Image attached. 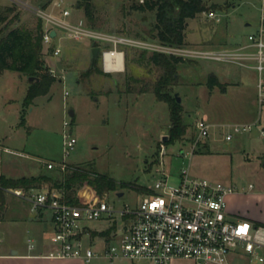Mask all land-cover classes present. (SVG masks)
Instances as JSON below:
<instances>
[{"label": "rangeland", "instance_id": "1", "mask_svg": "<svg viewBox=\"0 0 264 264\" xmlns=\"http://www.w3.org/2000/svg\"><path fill=\"white\" fill-rule=\"evenodd\" d=\"M23 1L35 8H43L49 2L47 8H51L57 0ZM91 1L100 21L99 29L104 32L137 37L138 32L143 33L156 22L155 13L135 9L143 0ZM81 2L83 0H64V7L71 11L72 19L83 18L89 23L84 8L80 7ZM206 3L217 6L210 11L217 12L222 20L208 18L210 11L189 20L185 45L191 48L231 47L245 42L250 33L257 31L263 11L262 0H206ZM13 5L21 12L19 24L36 28L40 18L28 6L0 0V6ZM94 47L89 41L66 40L59 58L44 48V55H47L44 73L55 81L49 93L38 97L31 106H24L26 89L32 83L30 77L22 75L23 80L20 73L13 71L0 76V144L16 151L0 145V177L18 179L47 172L60 176L59 166L65 161L122 184L119 191L108 193V201L118 208L137 206L140 196L147 194V189L160 179L157 170L161 168L162 159L167 162L164 169L171 173L174 185L179 183L181 170L188 167L194 176L237 187L239 194L248 191L251 184L264 185V107L258 104V75L254 70L212 61L184 60L180 63L178 82L169 90L172 96L178 94L182 99L183 121L188 128L180 141L170 145L166 141L171 109L167 102L158 100L152 90L160 76L158 68L149 61L152 53L140 58L142 51L126 49L125 70L117 73H106L100 56L98 66L102 74L85 78L83 73L90 67ZM52 71L56 75L51 74ZM212 75L226 88H210ZM143 88L151 91L141 93ZM71 110L75 111L74 117L70 115ZM22 112L26 114L25 126L20 124ZM202 118L212 125L211 134L207 139L198 140L196 125ZM65 122L71 123L69 130L76 142V148L68 157L64 151ZM236 125H251L252 130L235 135L232 141L226 140ZM166 136L168 139L164 140ZM164 147L166 155L162 157ZM49 162L57 164L54 169L48 168ZM43 188L51 186L40 189ZM5 190L3 214L6 219L0 220V254L10 253L12 246L22 253L31 244L36 247L32 252L38 253L37 232L28 228L38 215L32 211L29 201ZM120 193L123 196H119ZM76 195L85 197L87 203L101 200L86 188L79 189ZM239 202L241 206V200ZM0 215L1 218L2 213ZM45 218L46 223L40 226L44 228L46 242L50 243L54 225L48 213ZM90 225L100 230L109 223ZM98 235H93L92 240L102 247L105 241L107 243L103 240L106 236ZM246 256L243 264H262ZM33 264L82 263L71 259ZM93 264L112 263L100 256ZM118 264L153 263L124 260ZM175 264L194 263L178 260Z\"/></svg>", "mask_w": 264, "mask_h": 264}, {"label": "built area", "instance_id": "2", "mask_svg": "<svg viewBox=\"0 0 264 264\" xmlns=\"http://www.w3.org/2000/svg\"><path fill=\"white\" fill-rule=\"evenodd\" d=\"M11 1L25 8L28 6L43 21L44 48L55 58L61 56L66 40H74L89 41L101 48L106 73L125 70L126 49L183 60L236 65L257 73L258 104L264 107V0L257 31L250 33L245 42L231 47L197 48L104 32L91 27L83 18L72 19L71 11L64 7V0H57L51 8H35L23 0ZM207 16L218 22L222 20L215 11L208 12ZM51 74L56 75V72ZM64 126V151L68 157L76 148V142L69 130L71 123L65 122ZM211 128L208 119H200L196 125L198 140L207 139ZM251 130V125H236L226 140L232 141L235 135ZM165 155L164 147L162 157ZM166 164L162 159L161 168L157 170L160 179L147 189V194L140 196L136 207L118 208L108 201V193L96 203H87L85 199L83 204H72L62 192L48 188H9L5 191L29 201L38 216L50 215L54 230L48 250L39 254L43 258L72 259L82 264H93L100 256L112 264L124 260L153 264H175L178 260H189L194 264H230L233 253H242L264 262L261 253L264 244L257 240L255 226L235 218L229 211V198L239 193L238 188L194 176L189 167L181 170L179 183L174 185L171 184V173L164 169ZM55 165L49 162L48 168L54 169ZM67 165L64 161L59 167L65 170ZM253 188L251 184L249 189ZM104 221L109 223L104 229L90 225ZM106 230H111L109 237L103 238L107 243L105 241L99 247L97 241L92 240L94 232L100 234ZM29 248L34 250L36 247L31 244Z\"/></svg>", "mask_w": 264, "mask_h": 264}, {"label": "trees", "instance_id": "3", "mask_svg": "<svg viewBox=\"0 0 264 264\" xmlns=\"http://www.w3.org/2000/svg\"><path fill=\"white\" fill-rule=\"evenodd\" d=\"M47 2L43 8H47ZM80 7L84 8L89 25L99 29L100 21L96 17L95 6L91 0H83ZM141 12L155 13L156 22L145 28L143 33L138 32V38L158 39L160 42L182 46L186 44V26L189 20L199 18L203 13L217 9L216 5L210 6L206 0H143V3L135 6ZM21 12L17 6H0V71H13L34 78L30 84L24 100V106H31L34 100L40 96L47 95L55 79L44 73L46 71L44 43H43V21L40 19L36 28L30 29L19 24ZM18 24V25H17ZM17 25V26H15ZM143 52L140 58H146ZM150 63L154 64L160 71V76L153 87L157 99L167 102L171 109V126L167 144H175L187 133V125L183 121L184 107L172 96L169 88L178 82V65L184 60L175 56L154 53L149 56ZM98 59L92 60L90 67L83 73L85 78L95 74H102L98 66ZM210 88L223 86L217 76L212 75L209 80ZM141 93L151 91L147 88L140 90ZM27 123L26 114L22 112V126ZM60 176L47 172L31 177L10 179L0 177L1 204L0 214L6 209L4 189L24 188L40 189L50 185L51 190L62 192L65 199L72 204H83L85 198L77 196L81 188L94 191L97 196L103 197L106 193L119 191L123 186L110 179L108 176L95 173L75 165L68 164L65 170H59ZM144 189V188H142ZM111 230H106L100 235L109 237ZM94 235H97L94 232Z\"/></svg>", "mask_w": 264, "mask_h": 264}, {"label": "crops", "instance_id": "4", "mask_svg": "<svg viewBox=\"0 0 264 264\" xmlns=\"http://www.w3.org/2000/svg\"><path fill=\"white\" fill-rule=\"evenodd\" d=\"M247 26H251V24L247 23ZM5 72L6 71H3L0 74V76L4 75ZM20 78L23 79L22 74H20ZM28 89H26L27 92H28ZM21 111H20V115H21ZM0 145L3 146L2 148H6L9 151L11 150L13 152H16L12 150L11 148H9L8 146H5L3 143ZM1 171L2 169H0V172ZM239 200H241L242 202L241 206L239 205L240 204ZM229 211L235 218L244 219V220L251 222L255 226V234H256L257 240L264 244V185H261L260 187L254 186L253 189H249L243 194L237 193L231 196L229 198ZM5 219H6L5 214L2 213V217L0 218V220H5ZM46 220L47 218H45V215L36 216L35 218L31 220L30 222L31 224H28L29 226L28 228L30 230H34V232H37V240L39 244L38 253H33L32 252L33 250H30V248H28L27 250H24L21 253L20 249L18 248L14 249L13 248L14 246H12L10 247V251H9L10 253L0 254V264L14 263V262H17L19 264H33V263L44 261V260H53V259H47V258H43L39 256L40 253L46 252L49 248V243L46 242V236L43 234L44 228L40 226L42 225V223H46ZM29 251L31 253H28ZM261 253L262 254L264 253V249L261 251ZM246 257L247 256L242 253H233L230 258V263L231 264H243V261L245 260ZM54 261H58V260H54ZM61 261H65V260H61ZM260 263L264 264V262H260Z\"/></svg>", "mask_w": 264, "mask_h": 264}, {"label": "water", "instance_id": "5", "mask_svg": "<svg viewBox=\"0 0 264 264\" xmlns=\"http://www.w3.org/2000/svg\"><path fill=\"white\" fill-rule=\"evenodd\" d=\"M52 35L55 36L56 32L53 31ZM100 56H101V48L99 46L94 47L92 49V60L94 61V60L98 59ZM33 81H34V78H30V82H33ZM176 98H177V101L179 103H181L182 99L180 98V96L178 94H176ZM70 115L72 117H74L75 116V111L71 110ZM167 139H168V137L166 136L164 140H167ZM119 196H123V193H120Z\"/></svg>", "mask_w": 264, "mask_h": 264}]
</instances>
